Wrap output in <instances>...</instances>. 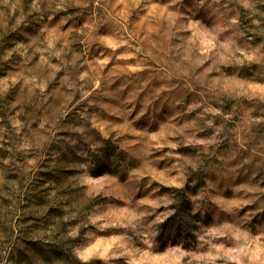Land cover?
<instances>
[{"label":"rangeland","instance_id":"obj_1","mask_svg":"<svg viewBox=\"0 0 264 264\" xmlns=\"http://www.w3.org/2000/svg\"><path fill=\"white\" fill-rule=\"evenodd\" d=\"M0 264H264V0H0Z\"/></svg>","mask_w":264,"mask_h":264}]
</instances>
